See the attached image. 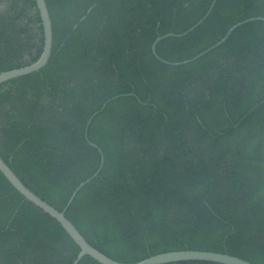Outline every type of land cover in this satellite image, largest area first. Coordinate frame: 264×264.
Masks as SVG:
<instances>
[{
    "label": "trees",
    "instance_id": "1",
    "mask_svg": "<svg viewBox=\"0 0 264 264\" xmlns=\"http://www.w3.org/2000/svg\"><path fill=\"white\" fill-rule=\"evenodd\" d=\"M214 1L46 0L49 64L0 85V156L44 201L65 211L104 158L66 217L118 262L194 250L264 264V22L186 65L152 51ZM255 17L264 0H216L157 52L190 60ZM43 44L36 2L0 0V74ZM80 252L0 171V264H73Z\"/></svg>",
    "mask_w": 264,
    "mask_h": 264
},
{
    "label": "water",
    "instance_id": "2",
    "mask_svg": "<svg viewBox=\"0 0 264 264\" xmlns=\"http://www.w3.org/2000/svg\"><path fill=\"white\" fill-rule=\"evenodd\" d=\"M36 2L37 10L39 12L42 28H43V36H44V44H43V52L40 56V58L34 62L31 65H28L23 68L11 70L8 72H3L0 74V85L12 81L14 79L21 78L23 76H27L36 72H40L42 69H44L50 62L52 51H53V24L52 19L50 15V11L47 5L46 0H34ZM216 3V0L214 1L209 13L202 19L195 27L187 31L186 33L182 35H174V34H168L163 37H159L153 44L152 51L155 57L160 60L161 62L172 65V66H181L186 65L192 62H195L202 58L203 56L207 55L208 53L216 50L220 46H222L226 41L230 38V36L234 33L235 30L242 27L245 24H248L250 22H256V21H262L264 22V17H255L250 18L245 21H242L235 26H233L226 36L216 45L210 47L209 49L205 50L204 52L200 53L196 57L186 60L183 62L173 63L166 61L165 59L161 58L157 52V46L158 44L168 37L173 36H185L189 32L193 31L197 26H199L211 13L214 5ZM107 103L103 106V109L106 107ZM92 119L89 121L88 125L91 123ZM95 146V145H93ZM104 165V158L102 157V162L100 165V168L96 174H94L91 178H89L87 181L82 183L72 194L68 206L65 209V211H59L46 201H44L42 198H40L38 195H36L17 175L16 173L11 169V167L1 158L0 156V171L3 173V175L7 178V180L10 182V184L29 202H31L33 205H35L37 208H39L41 211L46 213L51 218L55 219L63 228L64 230L70 235V237L76 242V244L80 247L81 252L73 262V264H79L82 259H84L86 256H89L96 260L100 264H127V263H121L116 260H113L112 258L106 256L96 248H94L87 239L83 236V234L78 230V228L66 217V210L70 205L73 203L75 197L77 196L78 192L88 183H90L101 171ZM178 262H207V263H215V264H253L251 262H248L244 259H241L236 256H232L225 253H217V252H208V251H194V250H186V251H173V252H167L158 254L155 256H152L146 260H143L138 263L133 264H170V263H178Z\"/></svg>",
    "mask_w": 264,
    "mask_h": 264
},
{
    "label": "rangeland",
    "instance_id": "3",
    "mask_svg": "<svg viewBox=\"0 0 264 264\" xmlns=\"http://www.w3.org/2000/svg\"><path fill=\"white\" fill-rule=\"evenodd\" d=\"M30 55H31V53L27 56V59H30L31 58Z\"/></svg>",
    "mask_w": 264,
    "mask_h": 264
}]
</instances>
